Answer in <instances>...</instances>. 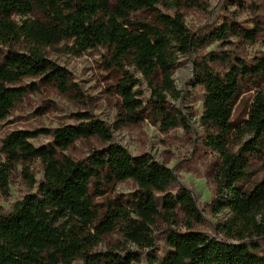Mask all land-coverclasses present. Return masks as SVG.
I'll return each mask as SVG.
<instances>
[{
	"label": "trees",
	"instance_id": "1",
	"mask_svg": "<svg viewBox=\"0 0 264 264\" xmlns=\"http://www.w3.org/2000/svg\"><path fill=\"white\" fill-rule=\"evenodd\" d=\"M180 4L0 0V121L28 93L22 85L27 78L55 83L64 93L71 89L70 72L45 53L47 47L70 43L78 54L106 49V66L120 72L116 90L123 124L141 122L144 110L150 109L161 131L188 128L187 118L169 102V97H180L173 78L178 56L195 54L237 32L227 24L210 33L191 32L176 9ZM161 7L176 11L167 13ZM140 12H149L152 19L142 18ZM258 31L244 34L254 41ZM217 60L226 64L224 70L213 66ZM193 63L195 79L205 90V144L220 157L214 175L216 196L201 205L193 190L179 184L172 168L149 154H132L92 113L77 114L80 122L74 125L16 130L1 140L0 195L8 190L16 166L22 167L35 191L19 199L9 213L0 214V264H143L142 253L135 250L96 249L115 230L128 243L147 250V264H264V178L250 189L244 186L248 155L261 157L264 169L263 90L255 91L243 124L237 129L232 124L243 81L264 80V57L249 65L227 52L213 53ZM236 131L249 137L233 152L228 145ZM42 135L50 136L51 143L36 146L32 140ZM93 137L104 147L91 150L86 160L64 153L75 141ZM32 160L43 165L40 182L27 166ZM127 180L138 187L134 200L102 215L95 198L104 195L105 186ZM226 210L229 217L217 219L212 233L195 229L208 221L207 214L217 217ZM160 222L166 226L162 256L157 253Z\"/></svg>",
	"mask_w": 264,
	"mask_h": 264
},
{
	"label": "rangeland",
	"instance_id": "2",
	"mask_svg": "<svg viewBox=\"0 0 264 264\" xmlns=\"http://www.w3.org/2000/svg\"><path fill=\"white\" fill-rule=\"evenodd\" d=\"M180 1L181 4L176 9L184 15L191 32L210 33L224 24L231 26L237 32L230 34L224 41L208 44L195 54L178 56L173 78L180 97L178 99L169 97V102L172 109L180 110L187 118L188 128L179 126L163 132L154 124L150 109L144 110L145 118L141 122L123 124L122 100L116 90L120 72L115 67L106 66V49L88 50L78 54L69 48L70 43H62L47 47L45 53L48 59L70 72V83L73 86L64 93L55 83H45L40 78L25 79L22 85L28 88V93L16 103L10 115L0 121V146L1 140L13 131L55 129L64 125H74L80 122L77 114L92 113L112 128L115 142L126 147L132 154H149L162 165L172 168L178 176L179 184L193 190L201 205L212 200L216 196L217 184L214 175L220 157L205 144L207 131L201 124L205 90L195 79L193 61L208 54L225 52L232 58H241L249 65L263 58L264 0ZM161 8L167 13L176 11V9ZM140 16L147 20L152 19L149 12H140ZM256 28H259L257 38L254 41L248 40L244 32ZM213 66L224 70L226 64L217 60L213 62ZM258 88L264 91V80L243 81V92L232 117V124L236 129L248 118L249 108ZM148 96L149 91L146 92V98ZM236 132L237 134L230 138L228 145L233 152H238L249 137ZM51 141L52 138L45 135L32 140L36 146L49 144ZM103 147V141L97 137L82 138L75 141L64 153L76 160H86L91 150ZM248 159L250 166L244 186L250 189L264 178V169L261 157L248 155ZM27 166L30 167L31 176L38 182L44 179L41 161L32 160ZM137 189L136 183L131 180L107 185L104 187V195L95 198L97 209L104 215L110 208L129 206L134 200ZM34 191L35 189L32 190L28 186L22 167L16 166L8 190L0 195V214L9 213L19 199ZM229 215L228 210L217 217L207 214L208 221L202 225H195V229L212 233L214 222L217 219H226ZM165 227L162 222L157 226V253L160 256L164 254L162 232ZM115 246L142 253L145 259L143 264H147V250L128 243L118 230L106 235L96 249L106 251Z\"/></svg>",
	"mask_w": 264,
	"mask_h": 264
}]
</instances>
